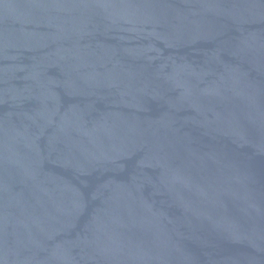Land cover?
<instances>
[{"label": "water", "instance_id": "1", "mask_svg": "<svg viewBox=\"0 0 264 264\" xmlns=\"http://www.w3.org/2000/svg\"><path fill=\"white\" fill-rule=\"evenodd\" d=\"M0 264H264V0H0Z\"/></svg>", "mask_w": 264, "mask_h": 264}]
</instances>
